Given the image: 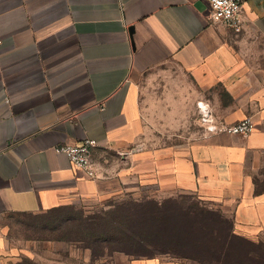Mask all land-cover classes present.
Returning <instances> with one entry per match:
<instances>
[{
  "label": "crops",
  "instance_id": "crops-1",
  "mask_svg": "<svg viewBox=\"0 0 264 264\" xmlns=\"http://www.w3.org/2000/svg\"><path fill=\"white\" fill-rule=\"evenodd\" d=\"M211 14L209 0H0V264H14L8 214L183 194L230 220L236 246L223 262L264 264V0H243L240 33ZM165 66L180 75L151 101L142 81ZM196 103L203 134L158 143L157 111L176 132ZM207 113L217 126L250 116L254 127L209 132ZM86 137L99 143V177L56 151Z\"/></svg>",
  "mask_w": 264,
  "mask_h": 264
},
{
  "label": "rangeland",
  "instance_id": "rangeland-1",
  "mask_svg": "<svg viewBox=\"0 0 264 264\" xmlns=\"http://www.w3.org/2000/svg\"><path fill=\"white\" fill-rule=\"evenodd\" d=\"M179 75L174 66L147 72L142 81L143 94L151 101L163 100L165 83ZM196 108L197 103L190 123L178 127L176 132H165L163 107L157 111L159 116L156 120L153 117L155 123L151 126L158 136L156 141L160 144L178 142L202 135L204 130L197 121ZM210 210L192 194L162 202L127 196L82 201L45 213L8 214L1 220V228L15 252L14 264H128L132 257L154 254L213 264L209 251L202 253V249L191 242L200 237L212 245L219 243L215 234L209 238L202 236L212 232L204 229L206 223L215 228L221 225ZM215 232L220 235L219 228ZM223 263L243 264L233 263L228 258Z\"/></svg>",
  "mask_w": 264,
  "mask_h": 264
},
{
  "label": "built area",
  "instance_id": "built-area-1",
  "mask_svg": "<svg viewBox=\"0 0 264 264\" xmlns=\"http://www.w3.org/2000/svg\"><path fill=\"white\" fill-rule=\"evenodd\" d=\"M212 14L211 20L214 25L223 26L236 33L244 28L243 0H209ZM206 123L204 128L209 132L227 131L233 134H249L254 127L253 120L247 116L231 126H217L212 123V118L203 115ZM99 143L94 138H83L76 142H65L56 146V151L65 153L70 161L77 167L84 169L91 177H99L102 174L100 166L95 159V150Z\"/></svg>",
  "mask_w": 264,
  "mask_h": 264
},
{
  "label": "trees",
  "instance_id": "trees-1",
  "mask_svg": "<svg viewBox=\"0 0 264 264\" xmlns=\"http://www.w3.org/2000/svg\"><path fill=\"white\" fill-rule=\"evenodd\" d=\"M199 213L200 212L196 211V215H199ZM210 213L214 214L217 217V219H219V222L221 223L220 227H216V228L220 229V235L216 234L217 232H215L216 231L215 225L211 227L209 224L206 223L205 225H207L209 227L204 226L205 227L204 229H211L212 232H211V234H208L206 232V235H202V236H206L209 238V236L217 235V239L219 240V243L218 244L216 243V245H212L211 243H206L205 240L202 241L200 237H197V241H195V239L193 238L191 240V242H192V244L195 243L196 246L201 248L202 253H204L203 251L208 250L209 253L213 256V261H221L222 260V262H223V260L226 257H228L230 254L231 247H232V245H230V243L233 242L232 240L235 237L230 234L231 222L229 219L225 218L224 216H222L221 214H219L218 212H216L214 210H210ZM213 230H215V231H213ZM146 256H153V255H146Z\"/></svg>",
  "mask_w": 264,
  "mask_h": 264
}]
</instances>
